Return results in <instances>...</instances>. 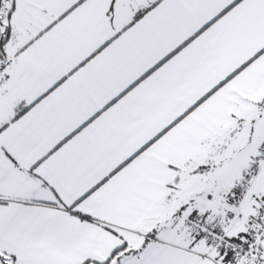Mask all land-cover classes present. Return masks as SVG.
I'll list each match as a JSON object with an SVG mask.
<instances>
[{
    "label": "snow or ice",
    "instance_id": "6c2138e0",
    "mask_svg": "<svg viewBox=\"0 0 264 264\" xmlns=\"http://www.w3.org/2000/svg\"><path fill=\"white\" fill-rule=\"evenodd\" d=\"M0 264H264V0H0Z\"/></svg>",
    "mask_w": 264,
    "mask_h": 264
}]
</instances>
